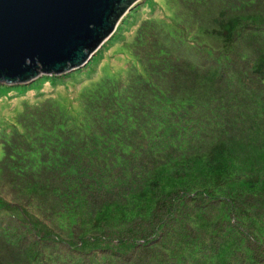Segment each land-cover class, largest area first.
Listing matches in <instances>:
<instances>
[{
	"label": "trees",
	"instance_id": "trees-1",
	"mask_svg": "<svg viewBox=\"0 0 264 264\" xmlns=\"http://www.w3.org/2000/svg\"><path fill=\"white\" fill-rule=\"evenodd\" d=\"M107 43L1 126L0 264H264V0H144Z\"/></svg>",
	"mask_w": 264,
	"mask_h": 264
},
{
	"label": "water",
	"instance_id": "water-1",
	"mask_svg": "<svg viewBox=\"0 0 264 264\" xmlns=\"http://www.w3.org/2000/svg\"><path fill=\"white\" fill-rule=\"evenodd\" d=\"M137 0H0V83L80 67Z\"/></svg>",
	"mask_w": 264,
	"mask_h": 264
},
{
	"label": "rangeland",
	"instance_id": "rangeland-1",
	"mask_svg": "<svg viewBox=\"0 0 264 264\" xmlns=\"http://www.w3.org/2000/svg\"><path fill=\"white\" fill-rule=\"evenodd\" d=\"M144 0H137L135 1L129 8L133 7L134 5H136L137 3L141 4ZM128 11V10H127ZM126 11V12H127ZM118 23L116 25V27L114 28V30L110 33V35L105 38L102 43L100 45H98L89 55V58L87 61H85L83 63H89V67L91 65L92 69H89L88 72L83 71V75L84 78H88L93 76L94 72L96 71V68L98 67L99 63H100V50L104 49L106 47V45L108 44L107 42L110 41V39L112 38L113 34L115 33L116 29H117ZM93 58V59H92ZM100 66V65H99ZM78 68V67H77ZM76 67L72 70H69L61 75H56L57 77L54 76L53 77H49L53 80H49L48 78L45 80H42L41 83H37L35 85H33V80H38V78H40V76H38L37 78H34L33 80L27 82V84H5V83H0V129L1 126L3 124V122L6 120L7 116L9 115V111L10 109L15 105L19 104L21 102V100L24 98V94H27L29 96L32 97H37V96H41L42 94H44L45 92H47V94L51 93L52 89H56L60 88L61 90H65L66 92L61 93V103L67 105L68 103V97L69 94L72 92L71 88H67L63 86V83L66 82L67 80H75L79 79L81 77H77L75 79H73L69 72L75 70ZM98 71L99 73H102L103 75L109 72V69L106 71L103 69V67H98ZM66 74V75H65ZM80 73H77V75H79ZM52 76V74H49ZM79 82H77L78 85ZM68 93V94H67ZM2 155V149H1V145H0V157Z\"/></svg>",
	"mask_w": 264,
	"mask_h": 264
}]
</instances>
